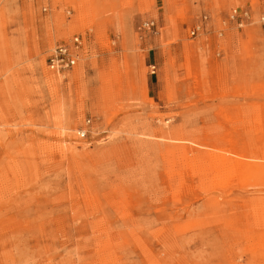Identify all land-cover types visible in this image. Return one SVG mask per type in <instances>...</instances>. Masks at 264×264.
Returning <instances> with one entry per match:
<instances>
[{
    "label": "rangeland",
    "instance_id": "rangeland-1",
    "mask_svg": "<svg viewBox=\"0 0 264 264\" xmlns=\"http://www.w3.org/2000/svg\"><path fill=\"white\" fill-rule=\"evenodd\" d=\"M263 155L264 0H0V264H264Z\"/></svg>",
    "mask_w": 264,
    "mask_h": 264
},
{
    "label": "bare ground",
    "instance_id": "bare-ground-1",
    "mask_svg": "<svg viewBox=\"0 0 264 264\" xmlns=\"http://www.w3.org/2000/svg\"><path fill=\"white\" fill-rule=\"evenodd\" d=\"M84 13H86V10L84 11L81 7H78V11H77V19L78 20H83L89 17L90 20H94V12L89 13V11H87V15H84ZM72 27H70L71 29L74 27V25H71ZM57 35H61V32L59 31L57 33ZM77 74H75L76 76ZM178 131H180L179 129H177ZM181 139V138H180ZM182 142L184 140H181ZM168 147L171 148H177V149H181L185 152H194V157L197 160H202L204 159L207 155H209V150L205 149V150H198V149H194V148H190L188 149L187 146L185 144L179 143V144H168ZM263 159L261 161H256L257 157L253 156V161H249V162H239L236 161V163H225V159L223 161V166L222 168L224 169V171L222 172L223 174H227V172H236V173H251L254 175H264V155L262 156ZM218 196H220L221 198L218 199ZM218 196H210L207 197L205 199H203L202 204L203 205H207V204H216L218 206L223 205L224 203L227 202L225 196H227L225 193H222ZM260 203V204H259ZM262 204V205H261ZM253 212L255 213V215L257 216L258 220H264V203L261 202H257V204H255V206L252 207ZM257 213V214H256ZM246 231H242L239 228L234 229L232 235H239L242 236L245 234ZM259 237H261V239L264 241V233L260 234Z\"/></svg>",
    "mask_w": 264,
    "mask_h": 264
},
{
    "label": "built area",
    "instance_id": "built-area-1",
    "mask_svg": "<svg viewBox=\"0 0 264 264\" xmlns=\"http://www.w3.org/2000/svg\"><path fill=\"white\" fill-rule=\"evenodd\" d=\"M152 22H146L143 27L151 28ZM194 33V32H192ZM82 47V37L75 35L68 43L56 46L47 58V66L54 73H62L65 70L71 69L79 58V53ZM152 72H154L152 70ZM81 136L85 135L82 131Z\"/></svg>",
    "mask_w": 264,
    "mask_h": 264
}]
</instances>
